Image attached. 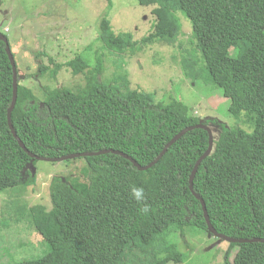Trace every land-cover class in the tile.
Here are the masks:
<instances>
[{"label": "trees", "instance_id": "16d2710c", "mask_svg": "<svg viewBox=\"0 0 264 264\" xmlns=\"http://www.w3.org/2000/svg\"><path fill=\"white\" fill-rule=\"evenodd\" d=\"M168 1L152 10L154 30L140 41L176 36L179 8L191 23L200 53L197 61L190 62L202 69L195 73L188 57L184 74L194 80L201 77L220 90L229 101L228 118L252 128L247 133L219 124L213 151L199 165L193 190L203 199L218 233L233 239H264V0ZM2 34L14 58L18 83L12 126L36 156L57 158L112 149L147 166L183 129L217 122L191 113L182 102L155 103L151 95L130 90L128 84L122 92L104 84L101 60L91 66L84 54L59 63L52 74L68 66L73 74L84 75V85L55 88L39 103L33 91L22 85L15 54ZM98 39L109 49L108 55L120 54L133 43L130 33H115L107 18L100 22ZM45 69L39 68L41 73ZM12 93V66L0 40V192L27 184L22 174L36 162L19 147L8 127ZM208 140L202 129L187 132L145 171L115 154L80 158L85 160L84 181L53 178L51 208L38 204L18 217L42 237L45 249L8 264H126L138 249L152 250L150 264L183 263L177 243L163 245L159 240L170 228L181 235L191 226L207 231L201 204L189 190V177ZM30 180L34 182L33 177ZM132 185L144 188L143 204L151 208L148 214L140 213L142 204L132 198ZM229 244L238 249L232 261L227 255L224 264H264V244Z\"/></svg>", "mask_w": 264, "mask_h": 264}, {"label": "rangeland", "instance_id": "374dc122", "mask_svg": "<svg viewBox=\"0 0 264 264\" xmlns=\"http://www.w3.org/2000/svg\"><path fill=\"white\" fill-rule=\"evenodd\" d=\"M166 1L0 0V31L9 39L22 85L33 91L39 103L44 102L55 88L72 89L84 85V75L73 74L65 65L60 67L57 75H52L59 63H66L76 54H84L91 66L101 60L100 80L110 87L122 92L128 84L130 90L151 95L155 103L182 102L191 113L217 121L210 125L213 135L218 133L220 123L251 132L252 128L243 127V122L228 118L229 101L220 90L211 88L201 77L194 80L184 74L182 67L188 57L195 73H201L202 69L199 64L190 62V59L197 61L200 53L197 52L191 23L179 8L175 11L180 27L176 36L170 40L140 41L154 30L156 17L152 10ZM103 18L110 21L115 33L131 34L133 43L122 53L108 55L109 49L103 48V43L97 40ZM43 65L48 69L41 73L39 68ZM84 162L80 158L56 163L36 161L22 174L27 184L0 192V264L28 260L45 249L42 237L30 228L26 217L21 218L24 222L18 217L24 210L38 204L51 208L53 178L84 181ZM159 241L163 245H179L184 256L181 264H224L227 255L232 261L238 249L193 226L185 228L183 235L178 229L170 228ZM153 254L152 250L147 253L134 250L126 264H150Z\"/></svg>", "mask_w": 264, "mask_h": 264}, {"label": "water", "instance_id": "95a60500", "mask_svg": "<svg viewBox=\"0 0 264 264\" xmlns=\"http://www.w3.org/2000/svg\"><path fill=\"white\" fill-rule=\"evenodd\" d=\"M0 40L3 41L6 44V53L7 56L9 58L10 64L12 66V71H13V93H12V101L10 104V107L7 110V123H8V127L10 129V132L13 136V138L17 141L19 147L33 160L36 161H45V162H50V163H56V162H64V161H69V160H75V159H79V158H85V157H95V156H101V155H106V154H115L118 156L123 157L124 159L129 160L134 167H136L139 171H145L149 168H151L166 152L167 150L176 142L178 141L182 136H184L187 132H190L192 130L195 129H202L204 131H206L208 133V148L207 150L203 153V155H201L198 160L196 161V163L194 164L193 170L190 174L189 177V190L191 191V193L194 195V197L200 202L201 204V208H202V212H203V216L207 225V231L212 234L214 237L222 239L228 243H235V244H247V243H261L264 244V239L262 238H253V239H233L231 237H228L226 235L220 234L218 233L214 227L212 226L211 222H210V218L208 216L207 213V209H206V205L203 201V199L194 192L193 190V181L197 172V169L199 167V165L201 164V162L206 159L213 151V146H214V137H213V133L212 130L210 129L209 126L204 125V124H197L195 126H191V127H187L185 129H183L181 132H179L178 134H176L174 137H172V139L164 146L163 150L161 151L160 155L158 156V158L148 164L147 166H141L139 165L134 159H132L131 157H129L128 155L120 152V151H116V150H112V149H108V150H102L99 152H95V153H81V154H70L67 156H62V157H57V158H44V157H39L36 156L34 154H32L30 151H28V149L25 147V145L23 144V142L20 140V138L17 136L13 126H12V122H11V114L13 112V109L15 107L16 101H17V90H18V83H17V75H16V66H15V62H14V58L13 55L11 53L10 47L8 45V41L5 38V36L0 32Z\"/></svg>", "mask_w": 264, "mask_h": 264}, {"label": "clouds", "instance_id": "9594fccd", "mask_svg": "<svg viewBox=\"0 0 264 264\" xmlns=\"http://www.w3.org/2000/svg\"><path fill=\"white\" fill-rule=\"evenodd\" d=\"M130 192L132 198L137 201V203L142 204L139 211L141 214H148L151 211V208L147 204H143L145 200V190L143 187L132 185L130 186Z\"/></svg>", "mask_w": 264, "mask_h": 264}]
</instances>
